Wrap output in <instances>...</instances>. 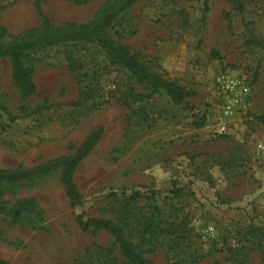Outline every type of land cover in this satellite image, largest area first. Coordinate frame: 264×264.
Listing matches in <instances>:
<instances>
[{"label": "rangeland", "instance_id": "rangeland-1", "mask_svg": "<svg viewBox=\"0 0 264 264\" xmlns=\"http://www.w3.org/2000/svg\"><path fill=\"white\" fill-rule=\"evenodd\" d=\"M108 1L41 0V10L54 25L87 23ZM39 23L34 0H0V26L9 38ZM245 24L264 39V0H244L241 15L227 0H140L114 21L115 41L192 93L189 112L162 92L122 106L117 99L129 90L144 96L149 90L112 65L96 43L28 53L36 93L26 103L9 62L0 59V169L67 155L69 145L103 129L74 174L81 206L70 207L59 171L5 188V200L35 206L17 225L0 222V259L125 264L109 236L78 229L82 216L112 220L156 264H264V153L257 149L264 125L255 121L264 115V56L243 46ZM225 72L244 77L250 95L218 135L217 78ZM86 91L93 93L89 100ZM144 227L147 244L140 239Z\"/></svg>", "mask_w": 264, "mask_h": 264}, {"label": "trees", "instance_id": "trees-1", "mask_svg": "<svg viewBox=\"0 0 264 264\" xmlns=\"http://www.w3.org/2000/svg\"><path fill=\"white\" fill-rule=\"evenodd\" d=\"M140 0H111L106 2L95 17L87 23H65L54 25L41 10V0H34V7L39 14V26L27 30L14 38H9L6 29L0 26V59H6L10 65L11 81L18 92L19 99L26 103L36 93V86L33 80V68L26 66L25 58L28 53L41 48H50L64 45L69 42L86 41L96 43L106 53L112 65L119 66L126 70L134 83L144 90H149V94H135L129 90L122 95L117 102L122 106L130 108L137 103L149 99L150 96L162 92L175 106H182L185 111H191L192 107L187 99L192 93L181 86L175 80L165 78L159 72L153 70L150 66L142 62L139 57L133 54L129 48L115 41L111 35L114 21ZM235 13L241 15L244 10V0H227ZM228 18L230 15H227ZM246 39L243 46L246 49H259L264 56V39L257 37L249 28L244 25ZM83 99L89 100L93 96L92 91L83 92ZM255 121L264 125V115L255 117ZM103 134V129L99 128L92 131L85 141L79 145H69L68 154L57 158L44 161L31 168H9L0 169V222L4 221L9 226L19 224L25 213L31 211L35 203L28 199H17L13 203L4 199V192L7 186L17 185L30 181L53 171H59V181L65 192L71 208L82 205V195L74 180V174L82 161H84L99 143ZM138 197L133 192L131 199ZM78 229L82 233L102 232L112 240L113 250L116 249L125 264H156L145 258L143 254L129 241L123 229L112 220L93 217L83 219L82 216L76 218ZM175 228V227H174ZM176 229V228H175ZM150 231L144 227L140 232V239L143 244H147ZM170 235V230L167 232ZM175 235V233H174ZM2 230L0 229V238ZM177 235L176 237H179ZM181 236L180 238H185ZM108 255L112 253L111 249L105 250ZM0 264H7L0 259ZM115 264V263H112ZM212 264H222L219 260H214Z\"/></svg>", "mask_w": 264, "mask_h": 264}, {"label": "built area", "instance_id": "built-area-1", "mask_svg": "<svg viewBox=\"0 0 264 264\" xmlns=\"http://www.w3.org/2000/svg\"><path fill=\"white\" fill-rule=\"evenodd\" d=\"M217 93L221 99V115L214 130L221 135L226 132L227 121L246 106L250 85L244 77L225 72L217 78ZM257 149L264 153V141L257 145Z\"/></svg>", "mask_w": 264, "mask_h": 264}]
</instances>
